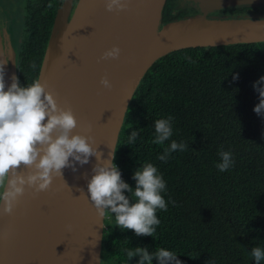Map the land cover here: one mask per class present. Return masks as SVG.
<instances>
[{
	"label": "trees",
	"instance_id": "obj_1",
	"mask_svg": "<svg viewBox=\"0 0 264 264\" xmlns=\"http://www.w3.org/2000/svg\"><path fill=\"white\" fill-rule=\"evenodd\" d=\"M261 76L264 43L186 48L153 64L133 94L113 163L132 188L139 167H157L167 211L157 210L152 237L120 229L106 215L101 264H136L123 249L137 246L172 251L181 264H255L249 251L264 249V119L253 111L259 103L253 84ZM169 116L172 137L153 144L154 121ZM132 130L139 135L129 144ZM172 140L188 147L158 160ZM220 151L232 153L225 172L215 166Z\"/></svg>",
	"mask_w": 264,
	"mask_h": 264
},
{
	"label": "water",
	"instance_id": "obj_2",
	"mask_svg": "<svg viewBox=\"0 0 264 264\" xmlns=\"http://www.w3.org/2000/svg\"><path fill=\"white\" fill-rule=\"evenodd\" d=\"M221 7L235 0H201ZM252 5L264 0H246ZM61 0L36 81L47 83L59 107H70L77 119L74 134L91 135L102 159L116 149L133 94L148 70L167 54L195 47L264 43V16L240 19L194 16L161 24L165 0H129L128 10L105 11L104 0ZM113 46L116 60H99ZM0 61L6 87L18 57L12 35L0 25ZM99 61V62H98ZM107 77L111 90L99 81ZM115 157V153H114ZM114 161V160H113ZM95 157L83 166L63 170L49 189L25 194L11 216L0 215V264H98L104 220L78 189L87 193ZM81 194V195H80ZM71 225V231L66 229Z\"/></svg>",
	"mask_w": 264,
	"mask_h": 264
},
{
	"label": "clouds",
	"instance_id": "obj_3",
	"mask_svg": "<svg viewBox=\"0 0 264 264\" xmlns=\"http://www.w3.org/2000/svg\"><path fill=\"white\" fill-rule=\"evenodd\" d=\"M128 2L104 0L105 11H127ZM119 55L120 49L113 46L99 60H116ZM187 59L191 62L190 57ZM7 63L0 61V215L14 213L26 187L34 193L47 191L54 178L62 179L65 168L76 171L75 164L86 165L90 157H95L91 178L87 179V193L84 189L78 191L87 196L98 218L114 215L118 228L131 230L138 237H152L160 224L157 210L167 211V203L161 195L166 183L157 167L151 163L139 167L132 174L135 188L130 187L113 163L116 150L102 159L103 153L97 151L98 146L93 147L95 141L91 135L74 134L78 123L72 109L58 106L46 82L41 84L34 80L30 85L20 86L18 78L12 75L6 87L4 66ZM32 67H36L35 63ZM99 83L104 89L112 88L107 77H102ZM253 89L259 98L253 111L264 119V76L253 84ZM172 120L169 116L154 121L153 144L163 145L172 137ZM138 135V130L130 131L127 142L133 144ZM187 147L183 142L172 140L157 159L167 162L172 152L184 151ZM219 156L221 162L215 166L225 172L233 165L232 153L220 151ZM66 229L71 231V225ZM123 252L129 261L138 258L136 264H152L153 260L156 264H181L174 252L163 248L150 253L147 247L137 246L125 248ZM249 255L255 264H260L264 260V249L253 247Z\"/></svg>",
	"mask_w": 264,
	"mask_h": 264
},
{
	"label": "flooded vegetation",
	"instance_id": "obj_4",
	"mask_svg": "<svg viewBox=\"0 0 264 264\" xmlns=\"http://www.w3.org/2000/svg\"><path fill=\"white\" fill-rule=\"evenodd\" d=\"M78 0H72L74 7ZM61 0H0V25L12 35L18 57L19 84L36 81L40 65L37 54L43 57L52 29V23ZM244 14L264 16V4L252 5L246 0H235L221 7L205 6L201 0H165L161 24L176 22L194 16L211 19L224 16L240 19ZM42 61V59H41ZM35 63L36 67L32 65ZM41 64V62H40Z\"/></svg>",
	"mask_w": 264,
	"mask_h": 264
},
{
	"label": "built area",
	"instance_id": "obj_5",
	"mask_svg": "<svg viewBox=\"0 0 264 264\" xmlns=\"http://www.w3.org/2000/svg\"><path fill=\"white\" fill-rule=\"evenodd\" d=\"M122 179V178H121Z\"/></svg>",
	"mask_w": 264,
	"mask_h": 264
}]
</instances>
